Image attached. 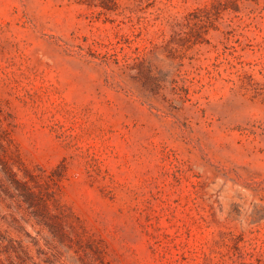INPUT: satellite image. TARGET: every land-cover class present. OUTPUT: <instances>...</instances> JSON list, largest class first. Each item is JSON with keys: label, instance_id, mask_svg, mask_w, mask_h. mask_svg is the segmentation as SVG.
Wrapping results in <instances>:
<instances>
[{"label": "rangeland", "instance_id": "1", "mask_svg": "<svg viewBox=\"0 0 264 264\" xmlns=\"http://www.w3.org/2000/svg\"><path fill=\"white\" fill-rule=\"evenodd\" d=\"M0 264H264V0H0Z\"/></svg>", "mask_w": 264, "mask_h": 264}]
</instances>
